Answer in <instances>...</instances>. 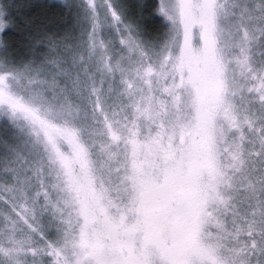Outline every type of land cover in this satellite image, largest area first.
Masks as SVG:
<instances>
[{"label":"snow or ice","instance_id":"snow-or-ice-1","mask_svg":"<svg viewBox=\"0 0 264 264\" xmlns=\"http://www.w3.org/2000/svg\"><path fill=\"white\" fill-rule=\"evenodd\" d=\"M0 264H264V0H0Z\"/></svg>","mask_w":264,"mask_h":264}]
</instances>
